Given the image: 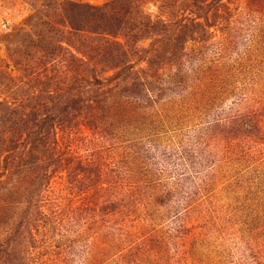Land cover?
Instances as JSON below:
<instances>
[{"label": "rangeland", "instance_id": "374dc122", "mask_svg": "<svg viewBox=\"0 0 264 264\" xmlns=\"http://www.w3.org/2000/svg\"><path fill=\"white\" fill-rule=\"evenodd\" d=\"M0 264H264V0H0Z\"/></svg>", "mask_w": 264, "mask_h": 264}, {"label": "trees", "instance_id": "16d2710c", "mask_svg": "<svg viewBox=\"0 0 264 264\" xmlns=\"http://www.w3.org/2000/svg\"><path fill=\"white\" fill-rule=\"evenodd\" d=\"M213 3H214V2H211V3H208V4H206V5H211V6H213ZM206 9H208V8H207V7L204 8L203 6L198 5V6H197V12H196L197 14H196V15L201 16L202 13L204 14V10H206ZM55 116H56V113H55V112H53L52 114H48V115H46L44 118H42V122H43L44 124H46L47 122L53 120Z\"/></svg>", "mask_w": 264, "mask_h": 264}]
</instances>
